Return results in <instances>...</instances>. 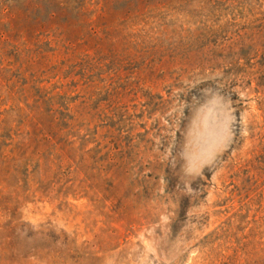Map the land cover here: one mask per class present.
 I'll use <instances>...</instances> for the list:
<instances>
[{"label":"rangeland","instance_id":"obj_1","mask_svg":"<svg viewBox=\"0 0 264 264\" xmlns=\"http://www.w3.org/2000/svg\"><path fill=\"white\" fill-rule=\"evenodd\" d=\"M0 264H264V0H0Z\"/></svg>","mask_w":264,"mask_h":264}]
</instances>
